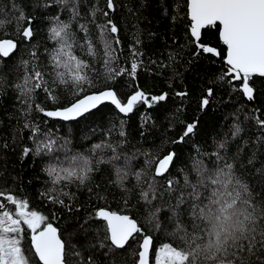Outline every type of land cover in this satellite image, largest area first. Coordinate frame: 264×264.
<instances>
[{"label":"snow or ice","instance_id":"obj_1","mask_svg":"<svg viewBox=\"0 0 264 264\" xmlns=\"http://www.w3.org/2000/svg\"><path fill=\"white\" fill-rule=\"evenodd\" d=\"M145 7L0 0V264H264V0H159L151 51Z\"/></svg>","mask_w":264,"mask_h":264},{"label":"trees","instance_id":"obj_2","mask_svg":"<svg viewBox=\"0 0 264 264\" xmlns=\"http://www.w3.org/2000/svg\"><path fill=\"white\" fill-rule=\"evenodd\" d=\"M158 4L159 0H146V7L143 11V16L146 17V19H143L140 23V28L143 29V38L145 40L146 46L148 45V32L153 31L158 33L156 39L152 41L151 46L149 47V51H151V48H158L163 49L164 48V40L167 38L166 33L169 31V21L161 16L160 11L158 10ZM127 16L126 11H122L121 13L117 14V20L121 21V34L124 37L125 44H128L130 42V37L132 35V29H131V23L132 21L129 20L127 22V26L122 21V17ZM148 21H151V24L148 23ZM127 28V30H126ZM170 72H165L164 76L161 77H155V76H149L146 73L141 72L140 75V81L141 83L146 87L153 91H159L161 89H166L167 84L165 83V77L167 75H170ZM189 80H191V76H189ZM118 91H120L121 95L125 94V89L117 85ZM226 99V97H225ZM169 105L172 104L171 98L169 99ZM142 110V109H141ZM226 110V109H225ZM12 111V101L8 97H0V136H3L7 131L9 127V120H8V114ZM188 115H192V109H188ZM139 113H135L131 115V120L129 121L131 125V130L133 132V140L132 144L128 146L126 149L128 152H132L135 150L133 145L136 147H139L140 145L136 143V141L139 139L138 133L135 132V129L138 127L139 124ZM14 123V121H13ZM77 132L76 137L79 139L81 135H83L87 129L83 127V125L76 126ZM67 131V129H65ZM84 143H87V141H84ZM14 159V158H13ZM142 159V158H141ZM12 160L9 161V170L11 171V164ZM3 161H0V164H2ZM40 167L41 164L39 161H37L34 165L31 161H29L22 170V177L25 182L27 183L28 180L32 181V184L29 186L31 190H35L36 188H39L40 180L37 179L39 176L40 179H43V177L40 174ZM17 172L21 171V166L19 163H16V169ZM125 256L121 254L119 251L114 255L113 260L114 264H124ZM129 264H131V261L129 260Z\"/></svg>","mask_w":264,"mask_h":264}]
</instances>
